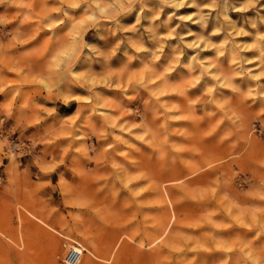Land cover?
Returning a JSON list of instances; mask_svg holds the SVG:
<instances>
[{
	"label": "clouds",
	"instance_id": "clouds-1",
	"mask_svg": "<svg viewBox=\"0 0 264 264\" xmlns=\"http://www.w3.org/2000/svg\"><path fill=\"white\" fill-rule=\"evenodd\" d=\"M159 5L145 24L144 13L152 12L148 0H55L53 6L49 0H0V6L15 8L16 17L20 18L15 30L0 35V63L7 58L21 62L17 72L21 79L15 84L0 81V95L11 90V98L0 104V205L20 209L43 201L51 209L49 220L66 210L65 231L79 232L95 246L99 238L97 226H112L109 210L115 206L120 192L109 184L108 177L90 173L81 162V157L93 162L88 155L90 149L85 144L74 145L90 138L89 129L92 135L96 134L92 126L94 115L108 119L100 109L121 107L120 103H104L100 89L119 92L122 100L129 103L143 99L142 93H147L143 104L147 106L154 101L163 109L154 113L153 119L164 116L166 120L199 126L217 112L224 113L203 132V137L216 136L227 120L229 126L219 135V142L230 141L233 149L244 146L245 150H253L264 137V0H159ZM185 8L194 11L179 14ZM165 9L171 11L161 20ZM133 12L135 21L123 24L122 18ZM233 13L239 14L240 19H233ZM13 19L0 16V28H7ZM33 20L42 25L41 30L52 33L48 37L51 47L44 51L25 48L38 34L26 36L22 31ZM189 24L197 25L200 31L188 28ZM61 26L67 30L57 34L55 30ZM182 26L184 32L180 31ZM161 28L165 31L161 32ZM91 31L100 40L114 37V43L106 48L89 43L86 36ZM149 43L154 47H149ZM122 49L126 62L116 68L112 62ZM166 49L170 52L167 58ZM205 52L213 55L205 56ZM165 59L166 63L161 65ZM137 60L140 67L134 70L131 65ZM82 61H87V67L78 70ZM180 69L184 72L173 82L171 77ZM26 72L39 78L24 80ZM201 85L200 94L191 98L189 94ZM26 86L41 87L46 93L45 100L58 101L65 107L75 102L78 105L75 114L70 119L61 118L57 108L36 104L31 95H26ZM72 86L84 89L88 95L72 94ZM168 96L179 99L168 107L169 102L162 100ZM133 114H139V109L127 108L123 112ZM50 118L52 124L47 123ZM120 119L121 116L114 117L108 127H118L121 132L133 135V129L144 125L143 117L139 124L130 126L127 122L117 124ZM55 120H60L59 128L49 131ZM146 135L147 132L135 135V139L151 147ZM106 137L107 133L98 138ZM114 140L134 147L121 136L114 135ZM60 141L67 144L61 146ZM163 141L172 152L179 151L171 147L167 133ZM107 148L115 149V144ZM57 149L58 157L53 155ZM70 153L71 160L65 163ZM117 154L128 156L126 151ZM166 154V150L161 152L162 157ZM112 168L119 170L121 166L113 163ZM116 179L121 177L117 175ZM122 186L127 189L129 183ZM260 188L264 189V179ZM260 199L264 200V194ZM0 230H4L2 220ZM22 245L23 241L17 246Z\"/></svg>",
	"mask_w": 264,
	"mask_h": 264
},
{
	"label": "rangeland",
	"instance_id": "rangeland-1",
	"mask_svg": "<svg viewBox=\"0 0 264 264\" xmlns=\"http://www.w3.org/2000/svg\"><path fill=\"white\" fill-rule=\"evenodd\" d=\"M54 2L55 0H49V5L53 6ZM148 7L152 12L144 13L145 24L146 18L160 7L159 0H148ZM170 11L171 9H165L161 20ZM193 11L194 9L185 8L179 14ZM16 12L15 8L0 6V16L13 19ZM232 17L240 19L236 13ZM19 19L16 17L7 28H0V35L15 30ZM135 19L136 12H133L123 17L122 23L128 25ZM175 23L173 20V24ZM41 27L36 20L24 26L22 31L26 36L38 33L25 46L26 49L44 51L46 47H51L48 37L52 33L47 29L41 30ZM187 27L195 32L200 31L197 25L189 24ZM211 27L212 24L209 25V30ZM66 30L61 26L55 32L63 34ZM185 30L183 26L180 29L181 32ZM160 31L164 32L165 29L161 28ZM214 39L218 41L220 37ZM86 40L106 48L114 43L115 38L109 36L107 41L100 40L96 32L91 31ZM170 43L174 44L175 41ZM148 46L154 47L151 43ZM122 52L123 49L112 62L116 68L126 62ZM169 55L170 52L166 49L165 57ZM203 55L213 54L205 52ZM186 60L187 57L185 62ZM164 63L166 59L161 61V65ZM18 64L21 62L13 58L0 63V81L15 84L21 79L17 76L20 71ZM85 67L87 61H82L78 70ZM139 67V60L131 65L134 70ZM183 72L180 69L173 74L172 81L177 82ZM38 78L30 72L22 77L24 80ZM70 90L75 95H88L78 86H72ZM202 90L203 85L189 95L195 98ZM100 91L103 93L104 103H120L121 107L100 109L107 114L108 119L94 115L92 126L96 134L92 135V129H89L90 138L78 141L74 146L85 144L90 149L88 155L93 158V162H90L81 157L87 170L94 175L108 177L109 184L115 186L114 190L119 189V198L109 210L112 226H97L99 238L93 246L79 232L65 231L64 218L68 215L66 210L49 220L47 215L51 209L43 201H34L31 207L20 209L0 205V220L4 224V230H0V264H65L63 260L68 250L80 254L77 264H105L109 260L111 264H264V227H261L264 223V200L260 199V195L264 194V189L260 188V181L264 179V137L260 138L253 150H245L244 146L233 149L230 141L219 142V135L229 126L227 120L216 136L203 137V132L224 113L217 112L215 117L206 119L199 126L187 121L166 120L164 116L153 119V114L162 112L163 109L154 101L145 106L143 99L147 98V93H142L143 99L129 103L122 100L119 92L106 89ZM25 93L44 108H57L61 118L70 119L78 106L75 102L65 107L58 101L45 100L46 93L38 86H26ZM224 94L229 95L227 91ZM10 98L11 90L0 95V104L6 103ZM178 99L175 96L162 97L163 101L169 102L168 107ZM127 108H138L139 114L123 115ZM209 108L215 110L212 106ZM116 116H121L116 121L117 124H139L143 117L144 125L133 129V135H129L121 132L118 127H108ZM47 123L52 124L53 119L50 118ZM59 124L60 120H55L54 127L49 131L57 130ZM161 125L165 127L162 128ZM145 132L148 133L145 139L151 141V147L135 139V135ZM105 133L106 138H98ZM165 133L168 134L171 147L179 149L178 152H172L169 145L164 144ZM114 135L121 136L134 147L116 142ZM59 143L64 146L67 141ZM109 144H115V149L107 148ZM165 150L167 154L162 157L161 152ZM123 151L128 153L127 157L117 154ZM58 153L59 149L53 155L58 157ZM72 155L69 154L65 163L71 160ZM133 160L135 163L130 162ZM113 163L119 164L121 168L114 170ZM208 165L212 167L209 168ZM117 175L121 179L117 180ZM53 181L55 182V177ZM123 183H129V187L124 189ZM21 241L23 245L18 247ZM141 244L143 247H140Z\"/></svg>",
	"mask_w": 264,
	"mask_h": 264
},
{
	"label": "built area",
	"instance_id": "built-area-1",
	"mask_svg": "<svg viewBox=\"0 0 264 264\" xmlns=\"http://www.w3.org/2000/svg\"><path fill=\"white\" fill-rule=\"evenodd\" d=\"M80 254L76 251L69 250L65 255L63 263L65 264H76L79 260Z\"/></svg>",
	"mask_w": 264,
	"mask_h": 264
},
{
	"label": "bare ground",
	"instance_id": "bare-ground-1",
	"mask_svg": "<svg viewBox=\"0 0 264 264\" xmlns=\"http://www.w3.org/2000/svg\"><path fill=\"white\" fill-rule=\"evenodd\" d=\"M68 251H69V250H68ZM66 254H67V253H66ZM79 259H80V257H79ZM77 263H78V262H77ZM77 263H76V264H77Z\"/></svg>",
	"mask_w": 264,
	"mask_h": 264
}]
</instances>
